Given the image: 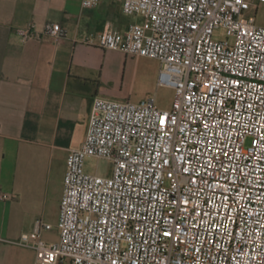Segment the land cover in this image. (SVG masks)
I'll use <instances>...</instances> for the list:
<instances>
[{"label": "built area", "instance_id": "1", "mask_svg": "<svg viewBox=\"0 0 264 264\" xmlns=\"http://www.w3.org/2000/svg\"><path fill=\"white\" fill-rule=\"evenodd\" d=\"M260 3L123 0L142 21L126 32L107 23L97 43L157 59L173 106L95 97L86 139L67 157L59 239L37 219L16 241L33 264H264V25L246 15ZM90 156L112 160L113 174L88 173Z\"/></svg>", "mask_w": 264, "mask_h": 264}, {"label": "crops", "instance_id": "2", "mask_svg": "<svg viewBox=\"0 0 264 264\" xmlns=\"http://www.w3.org/2000/svg\"><path fill=\"white\" fill-rule=\"evenodd\" d=\"M122 5L0 0V264L34 263L35 251L16 241L37 219L59 218L64 183L58 196L52 193L50 172L63 166L65 176L70 150L86 139L95 97L124 101L135 94L141 58L97 43L107 23L126 32L142 21ZM47 22L60 23L67 35L22 39L20 29Z\"/></svg>", "mask_w": 264, "mask_h": 264}, {"label": "rangeland", "instance_id": "3", "mask_svg": "<svg viewBox=\"0 0 264 264\" xmlns=\"http://www.w3.org/2000/svg\"><path fill=\"white\" fill-rule=\"evenodd\" d=\"M247 16H255L256 21L260 25H264V3H260L257 9H252L247 12ZM224 38L223 36H219ZM160 71V62L157 59L142 57L136 64V74L133 80L135 94L132 100L139 101L140 99H150L155 97L156 104L163 109H171L175 99V90L168 86H159L158 77ZM252 138L248 139V144L252 143ZM114 163L108 158H99L90 156L85 159V170L91 174L101 176H111L113 174ZM64 167H53L50 172V187L51 192L60 194L62 190V181L64 183ZM59 218H51L50 221L54 225V229L45 232V238L50 241L59 239L58 230ZM28 231V230H27ZM70 260L67 259V264Z\"/></svg>", "mask_w": 264, "mask_h": 264}]
</instances>
